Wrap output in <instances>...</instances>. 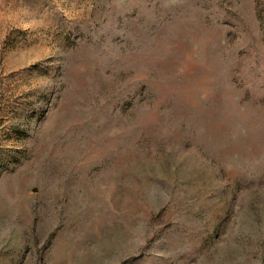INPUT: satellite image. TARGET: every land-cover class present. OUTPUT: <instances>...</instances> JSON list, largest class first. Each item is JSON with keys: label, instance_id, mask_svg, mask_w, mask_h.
Segmentation results:
<instances>
[{"label": "rangeland", "instance_id": "obj_1", "mask_svg": "<svg viewBox=\"0 0 264 264\" xmlns=\"http://www.w3.org/2000/svg\"><path fill=\"white\" fill-rule=\"evenodd\" d=\"M0 264H264V0H0Z\"/></svg>", "mask_w": 264, "mask_h": 264}]
</instances>
